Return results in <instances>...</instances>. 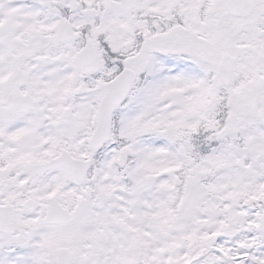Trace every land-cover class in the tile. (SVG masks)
Wrapping results in <instances>:
<instances>
[{
  "label": "snow or ice",
  "instance_id": "obj_1",
  "mask_svg": "<svg viewBox=\"0 0 264 264\" xmlns=\"http://www.w3.org/2000/svg\"><path fill=\"white\" fill-rule=\"evenodd\" d=\"M0 264H264V0H0Z\"/></svg>",
  "mask_w": 264,
  "mask_h": 264
}]
</instances>
